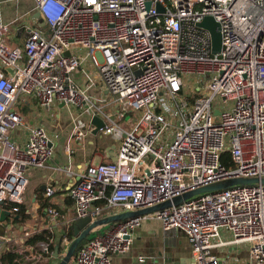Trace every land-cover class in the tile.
<instances>
[{
    "label": "built area",
    "instance_id": "obj_1",
    "mask_svg": "<svg viewBox=\"0 0 264 264\" xmlns=\"http://www.w3.org/2000/svg\"><path fill=\"white\" fill-rule=\"evenodd\" d=\"M34 1L48 33L22 18L0 23V208L15 215L29 171L45 168L56 155L47 130L18 110L21 97H29L49 111L60 105L58 111L76 108L91 119L104 118L101 132H113L119 145L115 161L78 170L69 188L73 221L171 203L114 223L87 241L70 264H113L115 255L131 251L134 231L147 218L160 221L164 232L183 231L195 264H264L263 183L174 204L212 185L264 180V0ZM206 17L221 25L218 54L211 34L198 27ZM14 27L25 35L23 46L9 43ZM79 70L84 86L75 79ZM98 81L128 129L98 106L91 94ZM19 131L25 133L21 141L14 139ZM85 132L77 125L73 138ZM55 192L46 189L47 196ZM72 242L65 240V254ZM12 244V237L0 235V257L14 250ZM31 248L33 259L50 253L47 242Z\"/></svg>",
    "mask_w": 264,
    "mask_h": 264
},
{
    "label": "crops",
    "instance_id": "obj_2",
    "mask_svg": "<svg viewBox=\"0 0 264 264\" xmlns=\"http://www.w3.org/2000/svg\"><path fill=\"white\" fill-rule=\"evenodd\" d=\"M21 6H23L22 13L19 12ZM10 10L16 12L14 17V13ZM19 18H22L25 24L36 26L48 33L47 29L42 27L34 0H0V23H10ZM24 41L25 35L22 30L14 27L9 35L10 45L23 46ZM75 79L83 86L86 84L81 70L75 73ZM91 94L98 101V106L109 121H115L124 129L130 127V123L126 120L122 122L117 118V105L114 104L113 97L101 81L97 82ZM19 102L21 105L18 106V110L29 120V123L34 126H43L47 130L53 141L56 155L45 168L29 171V185L22 204L29 217L25 221L16 223L12 221L14 215H11L5 222L7 229L5 236L12 237V245L17 246L16 249L13 246L14 250L10 253L21 256L25 264L42 261L44 264H59L65 255L64 242L69 239L68 231L74 226L75 209L74 202L69 196V188L79 179L78 170L91 163L115 161L119 145L113 137V132H101L94 135V127L90 124L91 115L81 113L79 109L58 111L57 109L61 107L58 105V107L55 106L56 109L49 111L37 105L36 101L29 97H21ZM77 125H84V131H86L85 137L81 139L73 138ZM110 128L114 127L110 126ZM120 133L123 136L122 132ZM116 136L119 137L118 134ZM24 138L23 131L14 135V139L18 141ZM68 145L72 148L71 152L67 151ZM67 168L71 169V174L66 172ZM47 187H54L55 194L47 196ZM50 210L56 211L58 216L52 217ZM112 228L113 224L102 226L96 233L102 235ZM46 230L54 236L55 250L52 254H47L48 256H37L33 259L35 251L26 243L32 235ZM73 240L74 238L71 241ZM234 255L240 257L238 254ZM139 257L146 259L144 264H195L186 234L181 230L164 232L161 222L151 218L144 219L141 226L134 231L131 251L115 255L112 263L142 264L139 262Z\"/></svg>",
    "mask_w": 264,
    "mask_h": 264
},
{
    "label": "water",
    "instance_id": "obj_3",
    "mask_svg": "<svg viewBox=\"0 0 264 264\" xmlns=\"http://www.w3.org/2000/svg\"><path fill=\"white\" fill-rule=\"evenodd\" d=\"M158 10L159 12H163L162 7L160 6L158 7ZM42 27L44 29H47V26L43 23H42ZM198 27L207 30L211 34L213 54L220 53L222 50V32H221L220 23H218L213 17H206L204 18L202 22L198 24ZM217 114H220V112L217 111ZM90 124L94 127V130H93L94 135L101 133V130L107 127V123L104 120V118L98 115H94L92 117ZM259 182L264 184V180L259 181L257 179H236L228 183L212 185V186L197 190L195 192L189 193L181 198H178L174 201V204L180 205L185 200L195 195L221 191L224 189H228L229 187L234 186V185H249V184H254V183H259ZM170 206H171V203H165L160 206L143 209L138 212H130V213H124L120 215L111 216V217H108L106 219H102L96 222H91L90 217L83 218V219H75L74 220V240L71 243L67 253L64 255V257L62 258L59 264H70L80 244L83 241H85L90 236V234L93 233V231L96 230L97 228L102 227V226H108L116 222L125 221V220H128L136 216L147 215V214L153 213L155 211H158L160 209L167 208ZM11 215L12 213L10 211L3 210L0 208V223H5ZM57 250L56 252H58Z\"/></svg>",
    "mask_w": 264,
    "mask_h": 264
},
{
    "label": "trees",
    "instance_id": "obj_4",
    "mask_svg": "<svg viewBox=\"0 0 264 264\" xmlns=\"http://www.w3.org/2000/svg\"><path fill=\"white\" fill-rule=\"evenodd\" d=\"M102 204H105V202H103ZM14 207H16L15 205H9L7 207L8 210H12ZM18 207V212L15 213L14 215V219L12 220L13 222H21V221H25L28 219V215L26 214V208L24 205H17ZM18 217V218H16ZM10 218H8L9 220ZM74 226H72L69 231H68V238L70 240H72L74 238ZM91 238H87L85 241H83L78 250L76 251L75 255H77V252L79 251V249L87 242L89 241ZM40 242H47L49 243V254H52L55 250V242H54V236L52 233H50L49 231H42L40 233H36L34 235H32L26 244L31 245V246H36L38 243ZM59 251L61 250V246L59 245ZM48 254V255H49ZM17 255V254H16ZM13 255L10 252H6L5 254H3L0 257V264H18V262H16V260H18L20 258V256H16ZM47 255V256H48ZM74 255V256H75Z\"/></svg>",
    "mask_w": 264,
    "mask_h": 264
},
{
    "label": "rangeland",
    "instance_id": "obj_5",
    "mask_svg": "<svg viewBox=\"0 0 264 264\" xmlns=\"http://www.w3.org/2000/svg\"><path fill=\"white\" fill-rule=\"evenodd\" d=\"M23 6H21L19 9V12L20 13H22L21 12V8H22ZM10 11H12L13 13H14V15H13V17L15 16V14H16V12L15 11H13V10H10ZM71 54V52L70 51H67V52H65L64 53V56H69ZM209 80H211V78L210 77H208V80L207 81H209ZM195 92L196 93H198V89H196L195 90ZM173 124L175 125L176 124V119H174L173 120ZM62 149L64 148V147H61ZM57 150V149H56ZM59 150V149H58ZM54 151H55V149H54ZM55 154H56V151H55ZM6 232H7V229H6V224L5 223H0V235H2V236H5V234H6ZM105 233V232H104ZM103 233V234H104ZM100 235V233H91L90 234V236H89V238H93V237H96V236H99ZM14 246V249H16L17 248V246H15V245H12V247ZM246 252V251H245ZM242 257H244V258H247L248 257V254L247 253H243L242 254ZM18 261H19V263L18 264H25L24 263V259L23 260H21V256H20V258L18 259ZM27 264V263H26ZM30 264V263H29ZM34 264H44V262L42 261V262H40V263H34Z\"/></svg>",
    "mask_w": 264,
    "mask_h": 264
}]
</instances>
